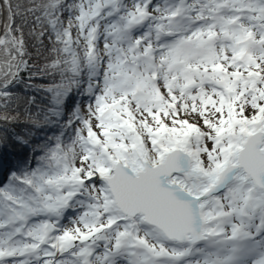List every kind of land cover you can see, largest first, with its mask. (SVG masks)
<instances>
[{
  "label": "snow or ice",
  "instance_id": "1",
  "mask_svg": "<svg viewBox=\"0 0 264 264\" xmlns=\"http://www.w3.org/2000/svg\"><path fill=\"white\" fill-rule=\"evenodd\" d=\"M25 76L0 264H264V0H0V124Z\"/></svg>",
  "mask_w": 264,
  "mask_h": 264
},
{
  "label": "trees",
  "instance_id": "2",
  "mask_svg": "<svg viewBox=\"0 0 264 264\" xmlns=\"http://www.w3.org/2000/svg\"><path fill=\"white\" fill-rule=\"evenodd\" d=\"M15 2L25 3L27 0H15ZM30 29H25L26 35ZM29 51L33 53V62H38L40 65L46 62V58L51 56L50 51L47 49H41L40 53L36 52L35 40L32 37H28ZM50 47V46H49ZM35 83L37 85L51 83L50 78H37L35 81H29L25 76V82L20 83L14 89L16 99L13 103L14 108H18L21 113V118L17 123L13 124H0V166L3 170L0 171V179L2 182L5 177L20 165L26 158H31L30 149L25 145L18 143L15 139V134H25L29 132L31 127L28 121L27 114L31 113L33 118L37 109H47L52 103L51 96L45 91H36L33 88L26 85ZM35 97L36 103L32 105L30 100ZM73 99L77 103L83 102L86 98L80 96H74ZM50 134L49 129L39 131L32 129L31 138L41 141L46 135Z\"/></svg>",
  "mask_w": 264,
  "mask_h": 264
},
{
  "label": "rangeland",
  "instance_id": "3",
  "mask_svg": "<svg viewBox=\"0 0 264 264\" xmlns=\"http://www.w3.org/2000/svg\"><path fill=\"white\" fill-rule=\"evenodd\" d=\"M3 170V167L0 166V171ZM0 182H2V180L0 179ZM4 183H6V180L3 181Z\"/></svg>",
  "mask_w": 264,
  "mask_h": 264
}]
</instances>
